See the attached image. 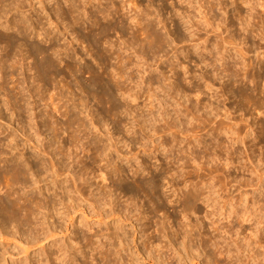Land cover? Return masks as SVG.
<instances>
[{
  "label": "rangeland",
  "instance_id": "rangeland-1",
  "mask_svg": "<svg viewBox=\"0 0 264 264\" xmlns=\"http://www.w3.org/2000/svg\"><path fill=\"white\" fill-rule=\"evenodd\" d=\"M43 1L46 3L48 10V12H46L47 10L42 12L45 19L44 22H48L46 24V29L48 28L47 30L51 33L50 37L52 36L53 39L56 37L52 42H50V37L46 36V34L44 35L39 27H35L31 20L29 9L23 8L21 11H17L15 8H8V5L4 6L7 8H4L5 12L2 11L3 14L1 12L2 16L0 15V39L3 36L5 37L9 32L11 33V30H8L6 27L9 22L11 23L14 21L15 14L17 19L20 17H28V20L26 18L24 19L27 20L25 21L30 36L31 34L33 36L30 37L32 40H28V44L37 47L42 46L45 51L44 55L48 56L47 58L51 61L53 67L56 66L55 69L51 68V65L47 67V69L45 68L47 70V72H45L47 75L43 72L44 78L46 76L44 82L40 80L38 76L39 72L35 70L36 68H32L30 64L32 60L35 62H37V59L41 61L44 55L39 54V56L36 54V58L32 59L25 58L20 52L16 56L17 58H13L12 61L9 60L7 64L5 62L3 63L2 59H0V139L2 138L3 140H0V150L4 151L3 154L2 151L0 153V168L3 167L5 163H9V161L11 163H19L18 161L20 160L23 164L28 161V163H30V161L33 163V157H36L35 162H37L36 159L39 157L37 159L38 162L42 159L39 162L40 164L37 162L40 170L42 168V176L40 175V177L46 180L48 173H44L45 170L43 168H45L44 166L46 165V167L48 166L50 168V171L53 170V161L50 159L53 157L57 166L59 167L60 165V168L62 167V171L64 172L59 178L60 181H65V184L70 186L76 197H80V199L83 200L86 195L88 196L92 193V198L98 197L99 193L102 192H105L107 195L109 194L107 196L108 204L105 206L104 212L110 211L111 207H113L117 215L109 216V219L103 220L101 228L105 230L106 224L104 222L108 221L116 228V232L118 230L119 234L125 232L128 252L123 251V255L127 259L130 257L128 256L129 253H137V248L134 246H138L142 249L145 240L150 239V236L153 234L157 236L158 233H153L154 229H148L145 224L146 219L144 217L151 212L158 221L165 224L168 237L161 236L156 242L159 245L161 244V246L157 247L155 245L153 248L150 244V248H153L155 251L156 247H160L159 251L163 259L169 264H191L190 260H187V262H184L185 260L183 259L181 261L179 260L180 258L177 256V250L181 247L180 245L183 238H174L173 234L177 229L180 227L182 228L184 222L187 223V221L190 220L193 223L203 222L205 226L202 231L210 235L212 233V228H210L211 220L206 217V213L211 210V206H208L200 200L196 203L194 212L192 211L188 217L183 216L184 214L180 207H178L176 201L182 192L181 190L185 188L186 183L188 184L187 180H189V178L197 179L200 173L199 175L203 178V181L206 180L205 182H208L210 180L211 183L215 184L216 191L214 192L216 193H214L213 196L216 197L218 193H220L219 195L223 196V198L220 196L219 200L221 204H223V201L227 198H234L235 201L239 200V195L243 189H247L250 194L253 193V190L256 188L255 186L245 188L239 186L247 179L253 180L256 183L255 178L257 174L253 170L255 166L264 169V143H260V140L256 138L260 135V123L264 120V107L261 108V110L254 104L255 102L253 103L257 96L252 97L251 101L247 99L245 102V100L239 98L237 95L243 86L252 87L255 85L251 81L252 77H250V79L246 77L243 72H240V65H242L243 61L252 64L253 73L261 74L264 77V40L261 39L257 33L253 31L252 33L244 29L241 22L236 18L237 12L235 9L236 4H239L244 15L254 14L255 16L252 15L251 17L250 15L249 17L252 18L253 22H258L256 27L262 29L264 27V17L262 19V16H264V0H96V2L94 1L96 4H93V9L91 8L92 6L89 5V9L87 8L88 10L86 9V12H84L85 8L82 7L83 4L81 0H70L71 2L69 1L67 3H65L66 0ZM234 1L237 2L233 5ZM247 1L251 3H246ZM37 2L39 3V1L34 0V4L36 3L35 6L39 10L42 5ZM75 2L76 4H74ZM77 2L79 4L81 2V6ZM112 4L118 7V12L120 11V14H115L114 11H117V7L115 8ZM253 4L256 9L251 10L250 6L252 5L253 7ZM76 5L79 6L78 9ZM122 6L124 8H122ZM71 7L76 8V14V11H72ZM97 9L99 11L110 10L112 13L110 15L111 17L108 16L105 20V15L101 12L100 14L96 11ZM6 10H8L9 13L6 12ZM78 10L81 12L80 15L78 14ZM93 10L95 11L93 12ZM39 11H42V9ZM93 14L97 15L94 16ZM72 15L75 17L74 20ZM205 15H207L206 18L211 21L214 19V23L216 25L218 24L217 27L221 24L219 29H211L215 28L216 25L214 26V23L213 26L206 25L209 28H205ZM78 16L79 18L82 17L81 20L75 21L76 17L78 19ZM89 16L95 18L93 19ZM141 16L145 18L144 22L147 23L148 26L151 25L149 28L154 31V35H158L159 40L153 36H151V38L146 32V34L142 32L144 35L136 32V29H138L136 27L138 25L136 21H138ZM96 18L103 24L106 23V25H108L110 23L111 25L113 24L112 26L118 27V32L116 33L111 30L110 33L108 32V35H110L105 39H103V35H99L97 39L92 37L95 41L93 40V43L90 42L87 39V26L89 25L90 28L91 25V27L94 28L92 23ZM201 25L202 29L200 28V30L198 26ZM98 27L99 26H95V28ZM95 28L94 30H96ZM96 31L99 30L97 29ZM150 33H152V31ZM137 35H140V37ZM222 38L231 40L233 38L236 43L231 45V43L229 44L222 41ZM219 41L222 42L220 43ZM53 42L58 43L57 48L60 49L59 51L52 49ZM222 43H225V46L222 45ZM0 44L6 45L3 40ZM238 48L243 49V51L245 50V55H241L240 49ZM2 49L4 50V46L0 45V58L4 52ZM236 51L238 55H236ZM49 57H53L52 59L55 60H51ZM226 62L230 63L234 70L226 72L224 70ZM13 63H16L15 69L11 67ZM37 63L39 64V62ZM69 65H72L73 69H70ZM49 68L53 70L50 71ZM92 68L95 72L97 71L96 74H98V77L95 75L94 80L101 81L100 85H95L92 81L93 75L88 72V69ZM12 69H14V72ZM45 69H43V71ZM164 70L166 72H164ZM236 71H239L240 76H233V72ZM11 72H13L14 75L11 74ZM120 72L123 73L122 78L120 77ZM234 77L237 79L236 82ZM150 79H153L152 83ZM257 83L260 90L264 89V78L257 79ZM155 84L159 85L157 86ZM224 84H230L227 86L233 89L234 92L236 91V93H225ZM16 85L19 87L17 88ZM105 85L110 94L102 99L88 96V92L84 91V89H86L91 92L92 95H100L102 94L101 86L105 87ZM122 85L132 88L131 92L134 93L135 96L138 95L137 101L132 100L135 96L128 98V92L130 91H125V95L123 94L124 90L120 89ZM154 86L155 89H153ZM197 88H200L202 91L199 97L196 95ZM19 89L24 90H22V92H24L22 94L23 97L26 96L27 98H24V101H27L26 103H23V100L21 102L18 101L17 94L15 95L17 92L15 91H19ZM14 96L16 97L14 98ZM41 97H43L44 100ZM17 102H19V105L21 104L19 108L16 107V105L18 106ZM6 103L7 105H5ZM28 103H30V111L27 108ZM25 104L26 107H24ZM114 106L116 107L115 109ZM22 107H24L26 111H21L20 109H23ZM66 108H69L76 114L75 117L77 118H75V122L73 121L74 114H71L72 111L69 109L67 111ZM112 110L116 112V115L110 113ZM23 112H25V114H22ZM26 112H28V114L29 112L32 113L28 115ZM46 112L48 113L45 114ZM42 113L47 115V117ZM50 114L53 116L48 118ZM43 118H45V120H43ZM49 119L52 120V122ZM69 120L74 124L73 128L66 126L65 123L70 122ZM81 121H85L87 127L85 123V128H83L84 126H79L78 124H80ZM47 122H51V125L53 123L55 124L54 126H49ZM83 122H81L82 125ZM220 123L228 129H235L239 134L232 135L230 133H225L223 130H226L225 127L220 130V132L223 131V133H220L217 131V128H219L217 126ZM42 125H44L45 128ZM55 125H59L58 132L56 130L57 135L60 133L58 137L54 133L55 130L53 127H55ZM144 125L146 126L144 127ZM46 126H49V128H46ZM78 127L82 132H80L81 130L79 131ZM143 127L144 129H142ZM170 128L172 129L170 130ZM215 128L217 130H215ZM79 132L81 135L79 140L77 138L74 139ZM215 133L218 134V137H216L217 134ZM5 135H9V138L5 137ZM3 137L7 139L5 140ZM212 137L215 139L213 140ZM9 139L11 141L13 140L12 143ZM4 141H7L8 144L10 142V145L6 142L5 145ZM212 141L213 144H211L210 147L208 144ZM214 144L217 145L214 146ZM96 145L101 151L104 150L102 156H97L95 153L96 151L94 152L95 149L93 146L96 147ZM219 146L223 148L221 149ZM65 154L70 155V157L65 156ZM17 158L19 159L16 160ZM44 161L47 163L45 164ZM229 161L233 163L231 162L229 164ZM40 165L43 166L40 167ZM137 167L142 169L139 175L140 178L142 177L145 181L151 180L154 173L163 176L161 182L162 187L159 192H161V196L166 200L165 207L168 208V210L156 209L153 199L136 186L137 178L136 175H134V171ZM195 169L198 172H195ZM198 169H201V171L199 172ZM188 170L189 172H194L195 175L191 172L187 173ZM50 171L47 178L48 180L46 181L53 178L50 175L52 171ZM69 173L71 175L73 173L81 175L82 178L87 179L86 184L84 180L80 178L76 183L73 181V175L71 176ZM32 175L33 174L29 175L31 180H33V178L30 177ZM172 175L174 177L176 176L174 178L175 181H172ZM212 175L215 176L212 177ZM103 176L105 179H103ZM32 177L36 179V176ZM43 178L42 180H44ZM212 179H214L213 182ZM45 180L41 181L38 187L43 188L46 183ZM113 181H115V184ZM215 181L219 183H215ZM220 181L222 184H220ZM224 182L227 183L224 184ZM128 183L129 186L135 190L136 197L134 198L126 195L122 192L121 188H119L123 184H125L123 186H128ZM84 185L85 187H83ZM80 187L87 190L85 191L86 195L81 196L77 192V188ZM28 188L29 186L21 187V193H29L35 186L33 185L32 189H30L31 187ZM219 188L222 189V191H220ZM256 194H258V192H256ZM84 203L85 208L79 207L78 210H76V214H73L74 226L70 225L69 231H66L67 223L69 222H66V219L64 222L60 220V228L63 229L65 236L61 233V235L56 238L58 240H56L58 243L57 246L66 242L70 244V247L72 246L71 248L75 251V254H73L75 255V262L72 261V264H107V260L101 259L102 257L98 252L99 249H97V245L105 242L107 244L108 238H94L98 243H95L96 241L86 240L91 236V231L86 226H83L80 221H86V214H90L91 208H88L90 202L84 201L83 204ZM262 203L264 204V202ZM85 209L87 210L86 214L84 213ZM173 210L174 212H171ZM175 210L177 212H175ZM122 211L129 215L127 220L123 219V217L121 219L119 218V214H122ZM169 211L175 214L176 217L173 215V217L170 218L169 214L171 213ZM220 218L223 224L228 223V220L224 219L222 216H220ZM87 220L94 221L97 219L91 216ZM97 225L98 224L94 226L96 227ZM121 225L123 229L118 227ZM261 227L264 228V223ZM223 235L225 234L223 233ZM73 237L77 238L78 241H76L78 244H76V242L73 244L71 243L70 239ZM171 238L173 239L172 243L170 241ZM227 241H230V239ZM45 243L47 246L49 245V242ZM3 245L6 246V242ZM15 245L16 244L13 242L10 248V251L14 254L12 255V259L20 261V259L29 256L31 263L45 264L42 255H39L42 251V245L30 249L27 255L23 252L24 250L21 249L22 246L20 247V245L18 246L17 244L16 247ZM50 245H52V241ZM57 246H55V248L53 246L51 250L56 251ZM197 248L198 245L195 246V250ZM51 250L48 249L49 252ZM261 250L264 251V248H261ZM210 251H212L211 248H206L205 250L203 247H200L197 251L202 255L199 257L200 260L198 259L200 264H213L211 260H209ZM58 255L61 254L58 253ZM138 257H140L139 259L142 263L152 264L148 260L144 261L142 255ZM38 259L40 261H38ZM51 260L53 261H51V264H63L59 259L56 260L54 255ZM6 261L9 263L12 261L9 254H5L1 257L0 264H5ZM153 264H155V262H153Z\"/></svg>",
  "mask_w": 264,
  "mask_h": 264
},
{
  "label": "bare ground",
  "instance_id": "bare-ground-1",
  "mask_svg": "<svg viewBox=\"0 0 264 264\" xmlns=\"http://www.w3.org/2000/svg\"><path fill=\"white\" fill-rule=\"evenodd\" d=\"M39 1L38 4L42 5L41 6V9L42 11H39L41 9H37V7L35 6L36 3L34 4V0H0V15L2 16L3 12L4 11V6H8V8L10 7V9H16L17 11H21L23 8H27L29 9L28 11H30L31 13V20L33 21L35 27H39L44 35L46 34V36H49L50 37V32L46 29V22H44V17H43V14L42 12L44 10H47V5L46 3L43 1V0H37ZM65 1V0H63ZM70 0H66L65 3L69 2ZM94 1L96 2V0H81L82 4H83V8H85V11L86 12V9L88 8V6H92L91 8L93 9V4H96L94 3ZM100 1V0H98ZM238 1V0H237ZM236 1V2H237ZM259 1V0H257ZM50 2V1H49ZM71 2V1H70ZM80 2V4H81ZM236 2L234 1L233 2V5L234 3L236 4ZM245 2V1H244ZM250 1H247L246 3H248ZM60 3V2H59ZM78 3V2H77ZM114 3V2H113ZM130 3V2H129ZM245 3V4H246ZM251 3V2H250ZM7 4V5H6ZM48 4V3H47ZM70 4V3H69ZM76 4V2L74 3ZM79 4V3H78ZM77 4V5H78ZM79 4V5H80ZM115 4V3H114ZM114 4H112L114 6ZM133 4V3H132ZM211 4V3H210ZM221 4V3H220ZM76 5V6H77ZM121 5V4H120ZM136 5V4H135ZM200 5V4H199ZM60 6V5H59ZM70 6V5H69ZM73 6V5H72ZM75 6V5H74ZM81 6V5H80ZM96 6V5H95ZM112 6V7H113ZM127 6V5H126ZM215 6V5H214ZM242 6V5H241ZM248 6V5H247ZM79 6H77L76 8L78 9ZM109 7V6H108ZM115 7V6H114ZM117 7V6H116ZM115 7V8H116ZM206 7V6H205ZM225 7V6H224ZM251 7V10L253 9H256L254 8V4H253V7L252 5L250 6ZM256 7V6H255ZM264 7V6H263ZM7 8V7H6ZM5 8V9H6ZM74 8V9H73ZM71 7L72 11L75 10L76 11V8L75 7ZM81 8V7H80ZM99 8V7H98ZM111 8V7H110ZM122 8H124L122 6ZM199 8V7H198ZM221 8V7H220ZM26 9V10H27ZM89 9V8H88ZM87 9V10H88ZM108 9V8H107ZM202 9V8H201ZM205 9V8H204ZM235 9H236V12H237V15H236V18L241 22V25L244 27L245 30L247 31H253L255 33L258 34V36L264 40V30L263 28L262 29H259V27H256L257 23L253 22L252 18H250L249 16L251 15H244L243 12H242V9L241 7L239 6V4H236L235 6ZM9 10V9H8ZM8 10H6V12H8ZM105 10V9H103ZM16 11V12H17ZM63 11V10H62ZM71 11V10H69ZM79 11V10H78ZM92 11V10H91ZM95 10H93L94 12ZM98 11L99 13H103V15H105L104 19L106 20V18H108V16H110L112 13L110 12V10H106V11H99L98 9L96 10ZM209 11V10H208ZM2 12V14H1ZM5 12V11H4ZM14 12V11H13ZM26 12V11H25ZM48 12V10L46 11ZM61 12V10H60ZM88 12V11H87ZM115 14H120V11L118 12V7H117V11H114ZM186 12V11H185ZM184 12V13H185ZM202 12V11H201ZM251 12V11H250ZM249 12V13H250ZM9 13V12H8ZM77 13V11L75 12V14ZM80 11H79V15H80ZM91 13V12H90ZM100 13V14H101ZM140 13V12H139ZM148 13V12H147ZM213 13V12H212ZM248 13V14H249ZM253 13V12H252ZM14 14V13H13ZM24 14V13H23ZM48 14V13H47ZM73 14V13H72ZM88 14V13H86ZM92 14V13H91ZM62 15V14H61ZM94 15V14H93ZM92 15V16H93ZM97 15V14H95ZM94 15V16H95ZM186 15V14H185ZM234 15V14H233ZM254 15V14H252ZM251 15V17H252ZM9 16V15H8ZM21 16V15H20ZM30 16V15H29ZM71 16V15H70ZM73 16V15H72ZM92 16H89V17H92ZM114 16V15H113ZM126 16V15H125ZM207 15H205V28L208 27L206 25H212L213 26V23H214V19L213 21H211L210 19L206 18ZM238 16V17H237ZM255 16V15H254ZM259 16V15H258ZM18 17V16H17ZM23 17V16H22ZM98 17V16H97ZM102 17V16H101ZM111 17V16H110ZM109 17V18H110ZM264 16H262V19H263ZM14 21L13 22H9L7 24V29L8 30H11V33L9 32L8 34H6V36L2 37L0 40L4 41L5 44H0L1 46H4V50L2 49L3 54H2V57L0 59H2V62L6 63L11 60L13 58H15L18 53H20L22 56H24L25 58H36V54L37 55H44L45 51L43 50L42 46H31V44H28V40L30 39V32H28V27L26 26V21L28 20L26 17V19L24 18H19L17 19L16 18V14L14 16ZM47 18V17H46ZM49 18V17H48ZM73 20H74V16L72 17ZM82 18V17H81ZM81 18H79L78 16V19L76 17V20H81ZM93 19L95 17H92ZM135 18V17H134ZM253 18H256V17H253ZM261 18V17H260ZM115 19V17H114ZM121 19V18H120ZM124 19V18H123ZM133 19V18H132ZM144 17L141 16L137 22V28L136 29L137 33H141L142 32H146L148 33V35L153 36L154 38L158 39V35H154V31L151 30L149 28V25L147 23L144 22ZM188 19V18H186ZM216 19V17H215ZM261 19V20H262ZM26 20V21H25ZM129 20V19H128ZM191 20V19H190ZM226 20V19H225ZM255 20V19H254ZM53 21V20H52ZM74 21V22H75ZM94 22L92 23V25L94 26H99L98 28H95L96 30L98 29L99 31H96L94 30V28L91 27L90 25V28H89V25L87 26V29H88V34H87V39L90 41V42H94L95 40L92 38V37H95L97 39V37L99 35H103V39H105L108 35V32L110 33V31H115L116 33L118 32L117 28L115 26H112L110 23L108 25L103 24L99 19L97 20H93ZM122 21V20H121ZM29 22V21H28ZM131 22V21H130ZM129 22V23H130ZM149 22V21H148ZM188 22V21H187ZM220 22V21H219ZM263 22V21H262ZM76 23V22H75ZM80 23V21H79ZM108 23V22H107ZM4 24V23H3ZM6 25V24H5ZM54 25V24H53ZM115 25V24H114ZM216 24L214 23V26ZM218 25V24H217ZM217 25L215 26V28H211V29H219V27L221 26V24H219V26L217 27ZM124 26V24H123ZM122 26V27H123ZM262 26V25H261ZM56 27V26H55ZM59 27V26H58ZM121 27V28H122ZM202 27L201 26H198V28L200 29ZM51 28V27H50ZM69 28V27H68ZM92 28V29H91ZM124 28V27H123ZM153 28V27H152ZM209 28V27H208ZM202 29V28H201ZM200 29V30H201ZM204 29V28H203ZM58 30V29H57ZM123 31V30H122ZM152 31V33H150ZM212 31V30H211ZM221 31V29H220ZM193 32V31H192ZM252 32V33H253ZM38 33V32H37ZM41 33V34H43ZM137 33H134V34H137ZM145 33V34H146ZM144 35V34H142ZM141 35V36H142ZM147 35V36H148ZM40 36V35H39ZM138 36V35H137ZM217 36V35H216ZM235 36V35H234ZM1 37V36H0ZM33 37V36H32ZM140 37V35L138 36ZM149 37V36H148ZM47 38V37H46ZM56 38V37H55ZM54 38V39H55ZM121 38V37H120ZM152 38V37H151ZM220 38V37H219ZM52 38V36L50 37V42H52L54 40ZM102 39V38H101ZM149 39V38H148ZM155 39V40H156ZM32 40V39H30ZM94 40V41H93ZM222 41H225L227 43H231V45H233L235 42V40L232 38L231 39H227V38H222L221 39ZM0 41V43H1ZM100 41V40H99ZM98 41V42H99ZM105 41V40H104ZM151 41V40H150ZM216 41V40H215ZM222 41H219L220 43ZM55 42V41H54ZM52 43V49H55V50H60L59 48H57V42L56 43ZM149 42V41H148ZM156 42H159V41H156ZM218 42V43H219ZM3 43V42H2ZM34 43V42H33ZM96 43V42H95ZM198 43V42H197ZM219 43V44H220ZM217 44V45H219ZM39 45V44H38ZM222 45L225 46V43H222ZM230 45V46H231ZM141 46V45H140ZM221 46V45H220ZM219 46V47H220ZM223 46V47H224ZM59 47V46H58ZM116 47V46H115ZM119 47V46H118ZM113 48V46H112ZM213 48V47H212ZM216 48V47H215ZM230 48V47H229ZM50 49V50H52ZM208 49V48H207ZM222 49V48H221ZM235 49V48H234ZM240 49V53L241 55H245V50L243 51V49L241 48H238ZM143 50V49H142ZM152 50V49H151ZM204 50V49H203ZM219 50V48H218ZM225 50V49H224ZM236 50V49H235ZM230 51V50H229ZM24 53V54H23ZM49 53V52H48ZM236 55H238L237 51L235 52ZM247 53V52H246ZM47 54V53H46ZM1 55V54H0ZM39 55V56H40ZM49 56H52L50 54H48ZM150 55V54H149ZM55 56V55H54ZM68 56V54H67ZM70 56V55H69ZM224 56V55H223ZM24 57H22L23 59H25ZM48 56H43L42 60L41 61H38L37 59V62H39V64L37 62H35L34 60H32V63L31 66L32 68H36L35 70H37V72H39L38 76L40 78L41 81H44L46 79V76L44 78V75H43V72H47V67H50V65L52 64L51 61H49V59L47 58ZM243 57V56H242ZM241 57V58H242ZM17 58V57H16ZM50 58V57H49ZM53 58V57H52ZM50 58L51 60H55V59H52ZM41 59V58H40ZM224 59V58H223ZM232 59V58H231ZM36 60V59H35ZM243 60V59H242ZM18 61V60H17ZM41 62V63H40ZM132 62V61H131ZM17 63V62H16ZM16 63H13L11 65V67H15L16 66ZM142 63V62H141ZM55 64V63H54ZM163 64V63H162ZM241 64V63H240ZM23 65V64H22ZM187 65V64H186ZM52 66V65H51ZM160 66V65H159ZM176 66V65H175ZM240 72L244 73V75L248 78L252 77V82L255 84L254 86L252 87H247L246 85L243 86L239 92H238V96L239 98H242L243 100H245V102L248 100L251 101L252 97H256L253 101L254 104L257 105V107H259L260 109L264 107V89H259L258 88V83H257V79H262L264 78L263 75L261 74H256V73H253V67H252V64L251 63H248V62H242V65H240ZM10 67V66H9ZM56 67V66H55ZM55 67H51V68H54ZM127 67V66H126ZM147 67H150V66H147ZM5 68V67H4ZM46 68V69H45ZM69 68L70 69H73V66L72 65H69ZM186 68V67H185ZM236 68V67H235ZM15 69V68H14ZM12 69V71L14 70ZM43 69H45L43 71ZM50 69V68H49ZM76 69V68H75ZM79 69V68H78ZM77 69V70H78ZM53 70V69H52ZM50 69V71H52ZM76 70V71H77ZM80 70V69H79ZM82 70V69H81ZM149 70V69H148ZM157 70V69H156ZM224 70L226 72H231L232 70V66L230 65V63H225V68ZM4 71V70H3ZM57 71V70H56ZM14 72V71H13ZM11 72V74L14 75V73ZM80 73H83L81 71H79ZM88 72L90 74H92V81L95 85H100L101 81H97V80H94L95 78V75H97L98 77V74H96V72L92 69H88ZM146 72V71H145ZM164 72H166L164 70ZM184 72V71H183ZM1 73V72H0ZM52 73V72H50ZM47 75V73H45ZM54 74V73H53ZM76 74V73H75ZM120 74V77L122 78L123 76V73H119ZM176 74V73H175ZM234 74V75H233ZM233 76L237 77V76H240V73L239 71H236V72H233ZM77 75V74H76ZM79 75V74H78ZM105 75V74H104ZM243 75V76H244ZM80 76V75H79ZM82 76V75H81ZM99 76L101 77V75L99 74ZM151 77V76H150ZM155 77V76H154ZM207 77V76H206ZM216 77V76H215ZM234 77V78H235ZM242 77V76H241ZM2 78V77H1ZM114 78V77H112ZM130 78V77H129ZM152 78V77H151ZM158 78V76H157ZM163 78V77H162ZM217 78V77H216ZM239 78V77H238ZM11 79V78H10ZM15 79V78H13ZM99 79V78H98ZM154 79V78H153ZM153 79H150L151 80V83L153 82ZM177 79V77H176ZM218 79V78H217ZM251 79V78H250ZM156 80V79H154ZM186 80V79H185ZM206 80V79H205ZM229 80V78H228ZM103 81V80H102ZM165 81V80H163ZM237 81V79L235 78V82ZM45 82V81H44ZM160 82V81H159ZM162 82V81H161ZM183 82V81H182ZM220 82V81H219ZM251 82V83H252ZM99 83V84H98ZM164 83V82H162ZM188 83V82H187ZM20 85V84H19ZM65 85V84H64ZM157 85V84H155ZM159 85V84H158ZM157 85V86H158ZM227 85H230V84H227ZM227 85L224 84V92L225 93H236V91L234 92L233 89L229 88ZM251 85V84H250ZM17 86V85H16ZM16 86H15V89H16ZM1 87V86H0ZM3 87V86H2ZM19 86H17L18 88ZM21 87V86H20ZM24 87V86H23ZM40 87V86H39ZM104 86H101L102 88V91L101 93L102 94H94L92 95L91 92H89L88 90L84 89L85 92H88V96H94V97H97V98H104L106 97L107 95H109V91H108V88H106V85L105 87L103 88ZM160 87V86H159ZM162 87V86H161ZM209 87V86H208ZM223 87V86H222ZM21 89V88H20ZM19 91H15L17 93H15V95L17 96V99L19 102H21L23 100V103H26L27 101H24V98H26L25 94L23 97V94L24 92H22V90ZM120 89H123L124 90V95H125V91H130L128 92V98L129 97H133L135 96L134 93L131 92V89L132 88H128L126 85H122ZM155 89V86L154 88ZM165 89V88H164ZM212 89V88H211ZM39 90V89H38ZM142 90V89H141ZM194 90V89H193ZM24 91V90H23ZM133 91V90H132ZM167 91V90H166ZM119 92V91H118ZM134 92V91H133ZM137 92V91H136ZM141 92V91H140ZM164 92V90H163ZM156 93V92H155ZM176 93V92H175ZM202 93V91L200 90V88L196 90V95L199 97L200 94ZM158 94V93H157ZM208 94V93H207ZM65 95V94H64ZM137 95V94H136ZM12 96V95H11ZM14 96V98L16 97ZM148 96V95H147ZM156 96V95H154ZM168 96V94H167ZM182 96V95H181ZM52 97V96H51ZM65 97V96H64ZM110 97V96H109ZM166 97V96H165ZM6 98V97H5ZM43 98V97H41ZM138 98V95L135 96L134 98H132V100H136ZM151 98V97H149ZM158 98V97H157ZM195 98V97H194ZM27 99V98H26ZM218 99V97H217ZM44 100V98H43ZM111 100V99H110ZM163 100V99H162ZM187 100V99H186ZM10 101V100H9ZM137 101V100H136ZM166 101V100H165ZM169 101V100H168ZM11 102V101H10ZM16 102V100H15ZM19 102H17L18 106L16 105V107H20L19 105ZM52 102V101H51ZM156 102V101H155ZM60 103V102H59ZM86 103V102H85ZM182 103V102H181ZM30 103H28V109L30 108L29 105ZM54 105H56L55 103H52ZM138 104V103H137ZM166 104V103H165ZM164 104V105H165ZM200 104V103H199ZM253 104V105H254ZM7 105V103L5 104ZM14 105V104H13ZM24 105V104H23ZM217 105V104H216ZM255 105V106H256ZM34 106V105H33ZM51 106V105H50ZM68 106V105H67ZM154 106V105H153ZM9 107V105H8ZM26 107V104L25 106ZM22 107L23 109H20L21 111L25 110V108ZM54 107V106H53ZM85 107V106H84ZM210 107V106H209ZM26 108V109H27ZM116 107L114 106V109ZM143 108V107H142ZM149 108V107H148ZM208 108V107H207ZM57 109V108H56ZM67 109V108H66ZM69 109V108H68ZM67 109V111H68ZM14 110V109H13ZM70 110V109H69ZM169 110V109H168ZM259 110V109H257ZM262 110V109H261ZM26 111V110H25ZM28 111V110H27ZM30 111V109H29ZM48 111V110H47ZM56 111V110H55ZM54 111V112H55ZM66 111V112H67ZM72 111V110H70ZM69 111V112H70ZM158 111V110H157ZM51 112V111H49ZM58 112V111H57ZM65 112V111H64ZM262 112V111H260ZM28 114V112H26ZM32 112H29V114H31ZM48 112H46L45 114H47ZM52 113V112H51ZM111 114H114L116 115V112L115 111H111L110 112ZM144 113V112H143ZM21 114V113H20ZM22 114H25V112H23ZM28 114V115H29ZM34 114V113H33ZM32 114V116H33ZM43 114V113H42ZM43 114V115H45ZM65 114V113H64ZM68 114V113H67ZM66 114V115H67ZM71 114H74V112L72 111ZM128 114V113H127ZM160 114V113H159ZM35 115V114H34ZM40 115V114H39ZM76 114H74V118H73V121L76 120L75 117ZM149 115V114H148ZM213 115V114H212ZM226 115V114H225ZM31 116V118H32ZM50 116H53L52 114H50L48 116V118ZM71 116V115H70ZM69 116V117H70ZM73 116V115H72ZM161 116V115H160ZM264 116V115H263ZM45 117H47V115H45ZM68 117V116H67ZM230 117V116H229ZM29 118V117H28ZM52 118V117H51ZM152 118V117H151ZM160 118V117H159ZM10 119V118H9ZM71 119V117H70ZM162 119V118H161ZM28 120V119H26ZM43 120H45V118H43ZM42 120V121H43ZM50 120V119H49ZM52 122V120H50ZM70 121V120H69ZM72 121V119H71ZM68 122V123H65L67 127L69 128H73L74 127V124L72 122ZM80 121V120H78ZM137 121V120H136ZM142 121V120H141ZM193 121V120H192ZM191 121V122H192ZM231 121V120H230ZM30 122V120H29ZM32 122V120H31ZM51 122H47L49 123V126L51 125L50 123ZM56 122V121H55ZM75 122V121H74ZM83 122V121H81ZM80 122V124H81ZM146 122V120H145ZM46 123V124H47ZM79 123V122H78ZM76 123V124H78ZM84 123L85 121L83 122V125L81 124H78L79 126H84ZM95 123V122H94ZM20 124V123H19ZM25 124V123H23ZM27 124V123H26ZM45 124V125H46ZM55 123H53L52 125L54 126ZM58 124V122H57ZM60 124V123H59ZM62 124V123H61ZM184 124V123H183ZM236 124V123H235ZM48 125V124H47ZM51 125V126H52ZM64 125V123H63ZM87 124L85 123V126ZM94 125V124H93ZM176 125V124H175ZM174 125V126H175ZM185 125V124H184ZM19 126V125H18ZM36 126V125H35ZM44 126V125H42ZM49 126H46V128H49ZM58 126L59 125H55L54 128V133L56 134V130L58 132ZM85 126L83 128H85ZM146 125H144L145 127ZM171 126V125H170ZM173 126V125H172ZM260 128H261V131H260V135H258L256 138H258L260 141V143H264V120L261 121L260 123ZM87 127V126H86ZM144 127L142 129H144ZM177 127V126H175ZM219 128H215V130L219 131L222 130L224 127L226 128L223 129L225 133H230L232 135H236L238 132L231 128V129H228L226 126H223L222 123L218 124ZM230 127V126H229ZM45 128V126H44ZM81 128V127H80ZM94 128V127H93ZM98 128V127H97ZM169 128V127H168ZM236 128V127H235ZM52 129V128H51ZM60 129V127H59ZM79 129V127H78ZM172 128H170L171 130ZM238 129V128H237ZM251 129V128H250ZM81 129H79L80 131ZM22 131V130H21ZM123 131V130H122ZM128 131V130H127ZM151 131V130H150ZM240 131V130H239ZM5 132V131H4ZM82 132V130L80 131ZM80 132L78 135H76L77 137H75L74 135V139H78L80 138ZM156 132V130H155ZM178 132V131H177ZM176 132V133H177ZM181 132V131H180ZM27 133V132H26ZM197 133V132H196ZM214 133V132H213ZM220 133H223L220 132ZM8 134V133H7ZM39 134V133H38ZM60 134V133H59ZM58 134V135H59ZM82 134V133H81ZM111 134V133H110ZM145 134V133H144ZM162 134V133H161ZM182 134V133H181ZM195 134V133H194ZM217 134V133H215ZM239 134V133H238ZM237 134V135H238ZM40 135V134H39ZM57 135V134H56ZM57 135V137H58ZM246 135V134H245ZM11 136V135H10ZM214 136V135H213ZM5 137H8L9 138V135ZM35 137V136H34ZM42 137V136H41ZM112 137V136H111ZM151 137V136H150ZM199 137V136H198ZM205 137V136H204ZM218 137V134L217 136ZM239 137V136H238ZM11 138V137H10ZM16 138V137H15ZM152 138V137H151ZM3 139H7V138H4ZM26 139V138H25ZM53 139V138H52ZM212 139L214 140L215 138L212 137ZM219 139V138H218ZM217 139V140H218ZM239 139V138H238ZM254 139V138H253ZM1 141L2 138L0 139ZM10 140V139H9ZM15 140V139H14ZM51 140V139H50ZM220 140V139H219ZM230 140V139H229ZM13 141V140H12ZM12 141L10 140V142L12 143ZM38 141V140H37ZM56 141V140H55ZM77 141V140H75ZM132 141V140H131ZM5 142L7 143V141H4V144ZM10 142L8 145H10ZM17 142V141H16ZM41 142V141H40ZM114 142V141H113ZM194 142V141H193ZM216 142V141H214ZM224 142V141H223ZM222 142V143H223ZM91 143V142H90ZM221 143V145H222ZM15 144V143H14ZM63 144V143H62ZM154 144V143H153ZM213 144V141L208 144L209 146ZM225 144V142H224ZM1 145V143H0ZM6 145V144H5ZM45 145V143H44ZM52 145V144H51ZM78 145V144H77ZM92 145V144H91ZM217 145V144H216ZM214 144V146H216ZM36 146V145H35ZM62 146V145H61ZM207 146V145H206ZM208 146V147H209ZM264 146V144H263ZM8 147H11V146H8ZM14 147V146H12ZM82 147V146H81ZM80 147V148H81ZM173 147V146H172ZM207 147V148H208ZM211 147V146H210ZM209 147V148H210ZM213 147V146H212ZM223 147L225 148V146L223 145ZM222 146L219 148H223ZM17 148V147H16ZM93 148L95 149L94 152L96 153L97 156H102L103 153H104V150L101 151V149H99L96 145L93 146ZM190 148V147H189ZM216 148V147H215ZM13 149V148H11ZM46 149V148H45ZM147 149V148H146ZM145 149V150H146ZM217 149V148H216ZM84 150V149H82ZM86 150V148H85ZM228 150V148H227ZM2 150H0V153H1ZM46 151V150H45ZM55 151V150H54ZM4 151H2V154H3ZM44 152V151H43ZM119 152V151H118ZM183 152V151H182ZM196 152V150H195ZM61 153V152H60ZM94 153V154H95ZM185 153V152H184ZM197 153V152H196ZM138 154V153H137ZM205 154V153H204ZM37 155V154H36ZM34 155V156H36ZM55 155V154H54ZM3 156V155H2ZM12 156V155H11ZM32 156V155H31ZM39 156V155H38ZM48 156V155H47ZM65 156H69L70 155H67L65 154ZM196 156V155H195ZM199 156V155H198ZM219 156V155H218ZM1 157V156H0ZM20 157V156H19ZM33 157V156H32ZM50 157V156H49ZM202 157V156H201ZM14 158V157H13ZM12 158V159H13ZM25 158V157H24ZM34 158V162L33 163H36V164H33L32 161H30V163H21L20 160L18 161L19 163H11L9 161V163H5V165L3 167L0 168V260H1V257H3L5 254H9L10 257H11V263L9 262H5V264H35L34 262L31 263L30 261V258L29 256H26L25 258H22L19 260H15V259H12V255L13 252L10 251V248L12 247V244L13 242L16 244L15 246L17 247V244L18 246L20 245L21 249H23L27 255V253L30 252V249H33L37 246H41V253H39V255H42V259H43V262H45V264H51V258L53 257V255L55 256V259L56 260H60V262H62L63 264H72L73 262H75V251H73V249L70 247V244H67L66 243H62L60 244L59 246H57V237L59 235H61V233H63V229L60 228L61 225H60V220L61 221H65L66 219V222L68 221L69 223H67V227H66V231H69L70 228L69 226L70 225H73L74 226V223H73V220H74V217H73V214L75 213L76 214V210H78L79 207L81 208H85V203L83 204L84 201L86 202H90L89 203V206L88 208H91L90 210V214H86L87 213V210L85 209L84 213L86 214V217L90 218L91 216L94 217L95 219L97 220H92V221H88L86 219L85 220H81L80 223L83 225V226H86L90 231H91V236L90 237H86L85 239L86 240H92V241H96L95 243H98L97 240H94V238L96 239H102L104 237H107L108 238V243L106 244L105 243H99L97 245V249H99V254L101 255V259H104V260H107V264H144L142 263V261H140V255H142L144 257V261L145 260H148L150 263L153 264V262H155V264H169L167 263L163 257H162V254L160 253L159 251V248H157L158 246H161V244L159 245L157 242V240L160 239V237L162 236H165L166 238L168 237L167 236V233H166V228H165V224L164 223H161L160 221H158V219L155 218V216H153L150 212V214H146L147 216L144 217L146 219V225H147V228L148 229H151L153 228L154 232H157V236L156 234H153L150 236V239L148 240H145V242L143 243V247L142 249L138 246H134L136 247L137 249V253H129L128 256V259L123 255V251L125 252H128V246H127V242L125 241L126 240V234L125 232L122 233V234H119L118 233V230L116 232V228L113 227V225H111V222H104L106 224V228L105 230L102 229V223H103V220L105 219H109L110 217L109 216H112V215H117V212L116 210L111 207L110 211H105L104 212V208L105 206L108 204L107 203V195L105 192H102V193H99V196L97 197H91V195H86L85 194V191L87 190H84L83 187H85V185L83 187H80V188H77V192L81 195V196H84L86 195V197L81 200L80 197H76L74 194H73V191L72 189L70 188V186H68L67 184H65L66 182L65 181H60V177L64 174V172L62 171V167L60 168V165L59 167L57 166V164L55 163L56 161L52 158H50L52 161H53V164H52V168L53 170L52 173H50L51 177H53L52 179H50L49 181H46L48 180V176H49V171H50V168L47 166L46 167V163L44 161L45 165L43 168L45 170L44 173H48V176L46 178V183L44 185V187H38V184H40L41 181H44L42 180V178L40 177V175L42 176V173H41V170L40 168L38 167V158L36 159L37 162H35V158L36 157H33ZM41 158V157H40ZM111 158V157H110ZM191 158V157H190ZM218 158V157H217ZM221 158V157H219ZM1 159V158H0ZM19 158H17L16 160H18ZM21 159V157H20ZM181 159V158H180ZM193 159H194V156H193ZM197 159V158H196ZM223 159V157H222ZM250 159V158H249ZM27 160V159H26ZM30 160V159H29ZM42 159H40L41 161ZM212 160V159H211ZM214 160V159H213ZM251 160V159H250ZM249 160V161H250ZM7 161V160H6ZM12 161V160H11ZM15 161V160H14ZM39 161V162H40ZM96 161V160H95ZM94 161V162H95ZM38 162V163H39ZM51 162V161H50ZM60 162V161H59ZM188 162V161H187ZM185 162V163H187ZM232 161H229V164L231 163ZM251 162V161H250ZM260 162V161H259ZM63 163V161H62ZM227 163V162H226ZM233 163V162H232ZM245 163V162H244ZM262 163V162H261ZM40 164V163H39ZM51 164V163H50ZM228 164V165H229ZM42 165V166H43ZM48 165V164H47ZM100 165V164H99ZM190 165V164H189ZM216 165V164H215ZM226 165V164H225ZM40 165V167H42ZM105 166V165H104ZM51 167V166H50ZM246 167V166H245ZM254 167V166H253ZM196 168V167H195ZM200 168V166H199ZM72 169V168H71ZM43 170V171H44ZM169 170V169H168ZM167 170V171H168ZM171 170V169H170ZM199 170V169H198ZM256 174H257V177L255 178L256 179V183L253 181V180H244L241 185L239 187L241 188H245V187H256L254 190H253V193H249L247 189H243V191L240 193V197H239V200H234V198H227L223 201V204H221V201L219 200L220 199V196L219 195L220 193H218V195L215 197L213 196L214 191H216V186L214 183H211V181L209 182H205L203 181V178L198 174L197 176V179H194V178H189V180L185 179L188 181V184L186 183V186L185 188H183L181 191V194L180 196H178V200L176 201V203H178V207H180L182 213L184 214L183 216L185 217H188L192 211L194 212L195 208H196V203L200 200L203 201V203L207 204L208 206H211V210L209 212L206 213V217L209 218L211 220V227L212 228V233L209 235L207 233H205L204 231H202V229H204V223L203 222H196V223H193L191 222L190 220L187 221V223L184 222L182 228L180 229H177L175 232H174V238H183L182 242H181V247L178 248L177 250V256H179V260L181 261L182 259L185 260L184 262H187V260H190L191 261V264H200L199 262V257L202 256L199 252H197L200 247L203 249L206 250V248H211L212 251H210L211 253L209 254V260H211V262L213 264H264V251L261 250V248H264V228L261 227V225L264 223V204L262 202H264V169H260L258 167H254L253 169ZM50 171V172H51ZM103 171V170H102ZM142 171V169L140 168H136L135 171H134V175H136V183H137V187H139L143 193H145L146 195L150 196L153 201H154V204L156 205V209L158 210H165L168 208L165 207V204H166V200H164V198L161 196V192H159V190H161L160 188L162 187L161 185V182H162V179H163V176L161 174H156L154 173L152 175V178L151 180L149 181H145L144 179H142V177L140 178V175L139 173ZM195 172H198L196 169L194 170ZM201 171V169L199 170V172ZM119 172V170H118ZM121 172V171H120ZM189 172V170L187 171V173ZM191 172V171H190ZM189 172V173H190ZM203 172V171H202ZM194 174V172H191ZM30 174H33L32 176H36V179H34V177L30 176L31 178H33V180H31L29 178V175ZM70 174V173H69ZM107 174V173H106ZM213 174V172H212ZM45 175V174H44ZM71 175V174H70ZM73 181H75L77 183V180L80 178V179H83L84 180V183L86 184L87 182V179L85 178H82L81 175L77 174V173H73ZM71 175V176H72ZM100 175V174H99ZM118 175V174H117ZM174 175V174H173ZM172 175V181H175V177ZM190 175V174H189ZM195 175V174H194ZM89 176V175H88ZM113 176V175H112ZM138 176V177H137ZM215 176V175H214ZM212 175V177H214ZM217 176V175H216ZM227 176V175H226ZM111 177V176H110ZM188 177V176H187ZM190 177V176H189ZM194 177V176H192ZM204 177V176H203ZM211 177V178H212ZM225 177V175H224ZM113 178V177H112ZM186 178V177H185ZM205 178V177H204ZM223 178V177H222ZM244 178V177H243ZM103 179H105V177L103 176ZM229 179V178H227ZM67 180V179H65ZM184 180V181H185ZM208 180V179H207ZM214 179H212V182H213ZM123 181V180H122ZM219 181V180H218ZM218 181H215L218 182ZM71 182V181H70ZM115 181H113L114 183ZM118 182V181H117ZM177 182V181H176ZM221 182V181H220ZM81 183V182H80ZM124 183V182H122ZM121 183V184H122ZM175 183V182H173ZM219 183V182H218ZM227 182H224V184H226ZM232 183V181H231ZM30 184V185H29ZM74 184V183H73ZM115 184V183H114ZM113 184V185H114ZM117 184V183H116ZM127 184V183H126ZM222 184V182L220 183ZM229 184V183H228ZM33 185L35 186V188H33ZM37 185V187H36ZM125 185V184H123ZM121 185L119 188H121L122 192H124L126 195H129L131 198H134L136 197V193H135V190L129 186V183H128V186H123ZM28 187L30 189L33 188V190H30L29 193L27 192H23L21 193L20 189L21 187ZM43 186V185H42ZM82 186V185H81ZM116 186V185H114ZM226 186V185H224ZM175 187V186H174ZM218 187V185H217ZM220 187V185H219ZM222 187V185H221ZM229 187V186H228ZM28 188V189H29ZM225 188V187H223ZM263 188V189H262ZM5 189V190H3ZM27 189V188H26ZM86 189V188H85ZM91 189V188H90ZM105 189V188H104ZM103 189V191H104ZM218 189V188H217ZM220 189V188H219ZM228 189V188H227ZM3 191V192H2ZM23 191V190H22ZM28 191V190H27ZM220 191H222V189H220ZM256 192H258V194H256ZM231 196V195H230ZM223 198V196H221ZM135 200V199H134ZM235 202V203H234ZM152 203V202H151ZM203 205V204H202ZM59 206V207H58ZM117 206V205H115ZM228 209V210H227ZM83 210V209H82ZM170 212V211H169ZM171 212H174L171 211ZM170 212V213H171ZM175 212H177L175 210ZM124 211H122V214H119L120 215V219L123 217V219L127 220L129 218V215L127 214H123ZM83 214V213H82ZM142 215V214H141ZM173 215L175 216V214H169V217L172 218ZM85 216V215H84ZM220 216H222L224 219L228 220V223L227 224H223L222 221H221V218ZM176 217V216H175ZM60 218V219H59ZM119 219V220H120ZM144 220V219H143ZM124 221V220H122ZM169 221V220H168ZM175 221V220H174ZM76 222V221H75ZM163 222V221H162ZM98 224L96 227L94 225ZM134 225V224H133ZM135 226V225H134ZM120 227L121 229H123L122 225L121 226H118ZM118 229V228H117ZM223 233L225 235H223ZM64 236H65V233H63ZM150 234V233H149ZM84 237V236H83ZM208 237V238H207ZM78 239H79V236H78ZM228 239H230V241H227ZM57 240V241H56ZM76 237H73L70 239L71 243H75L78 244V240ZM128 240V239H127ZM167 240V239H166ZM172 238L170 239L171 243H172ZM52 241V245H50ZM6 242V246L3 245L4 243ZM45 242H49V247L47 246V244ZM64 242V241H63ZM90 242V241H89ZM134 242V241H133ZM156 243V244H155ZM150 244L152 245V247L154 248V246L156 245L157 247L155 248V251L153 250V248H150ZM225 244V245H224ZM198 245V248L195 250V246ZM14 246V245H13ZM54 246H57V249L56 251H52L51 248ZM109 246V247H108ZM163 246V245H162ZM166 246V245H165ZM15 247V248H16ZM13 248V249H15ZM130 248V247H129ZM48 249H50L51 251L49 252ZM53 249V248H52ZM127 250V251H126ZM157 252V253H155ZM205 252V251H204ZM24 253V254H25ZM58 253H60L61 255H58ZM245 253V254H244ZM29 255V254H28ZM16 256V255H15ZM62 256V257H61ZM137 256V257H136ZM199 259V260H198ZM45 260V261H44ZM198 260V261H196ZM207 260V259H206ZM38 261H40L38 259ZM42 261V260H41ZM73 261V262H72ZM53 262V261H52ZM208 262V261H207ZM40 263V262H39ZM44 264V263H43ZM105 264V263H104ZM187 264V263H186Z\"/></svg>",
  "mask_w": 264,
  "mask_h": 264
}]
</instances>
